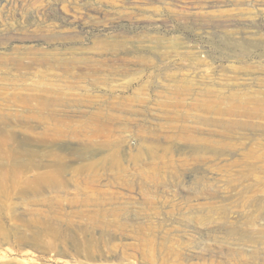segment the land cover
Instances as JSON below:
<instances>
[{
	"label": "rangeland",
	"instance_id": "obj_1",
	"mask_svg": "<svg viewBox=\"0 0 264 264\" xmlns=\"http://www.w3.org/2000/svg\"><path fill=\"white\" fill-rule=\"evenodd\" d=\"M0 52L31 88L0 113V175L30 182L0 187L1 256L76 264L94 240L133 264H264V0H0Z\"/></svg>",
	"mask_w": 264,
	"mask_h": 264
},
{
	"label": "bare ground",
	"instance_id": "obj_2",
	"mask_svg": "<svg viewBox=\"0 0 264 264\" xmlns=\"http://www.w3.org/2000/svg\"><path fill=\"white\" fill-rule=\"evenodd\" d=\"M22 57H24V56H22ZM12 60H17L16 61L17 64L20 67H22V68H26V69L27 68H30L29 67L30 66V59H29V62H25L23 58H15V57H13V55L11 53H8V52H6V53L5 52H0V65H2V66H4V64L7 65V64H9V61L12 62ZM1 69H3V68H1ZM6 79H7V77H6ZM5 81L6 80H1L0 81V97H2L3 100L6 102L3 106H0V109H1L0 110L1 111L0 113L3 114V115H16L18 112H17L16 109H13L14 106H17V104L20 103V102H28L30 100V89L31 88H30V86H26V85L25 86H21L22 84L21 85L16 84L12 80H8L7 79V81L6 82ZM12 82L15 85L14 84H11ZM46 88H49L50 90H56L55 87H53L51 84L48 85V86H46ZM40 91H44V88L41 89ZM44 93H46V92H44ZM74 94H76V93H74ZM46 97L49 98L48 96H46ZM25 106H26V104H25ZM256 112L257 113H261L260 116H264V109H262L261 106L259 108H257ZM13 125H14V122L12 120L5 119V118L0 117V132L1 133H7V129L10 126H13ZM62 132L63 131H61V133ZM10 151H12V150H10ZM9 162L11 164L12 160L10 159ZM9 162H6V163H9ZM22 163L23 162L21 161V164ZM9 170H12L13 171V176L11 175L10 178H6L5 174L0 175V187H2L1 189H5V188H9L10 189V187H12L13 190L19 189V190H24L25 192H29L28 190H30V187H29V185H30L29 183L30 182H28V180L25 179L24 175L21 173L23 171V170H21V166L15 165L14 167L10 168ZM49 175H50L49 178H51V179H54V178H57L58 177V173H55L54 171L51 174H49ZM20 183H22V185ZM53 183H55V182H53ZM36 189H37V187H36ZM1 194H3V193H1ZM5 228L4 227H1V225H0V232L3 234V236L5 238H7L8 235H9V231L7 229H5ZM46 233L49 236L54 237V238H56L58 236V231H53L52 229H49ZM16 242H17V244H24L25 243L24 239L21 238V237L18 238ZM65 244H67V242H65ZM34 245L36 247H38V248L39 247H43L45 249V251H47L50 254L59 252V248H60V246L58 245V243H55L54 241L53 242H50V243H47L45 245H41L40 243H35ZM109 245L110 246L108 247V243L102 242V241L101 242H97V241H94V240H89V242L88 243H85V244L84 243H81V242H75V244L73 245L74 246V252H75L74 255H75V257L72 258L71 261H73L76 264H115L113 261L112 262H103V263H100L99 262V261H108V260L113 259V260H119L118 264H133V263H131L130 258L132 256H135V254L130 255V253H127V251L125 250L126 247L124 245L123 246L115 245V244H113L111 242H110ZM105 247L109 248L107 253L104 252L105 251L104 250ZM140 252H141L140 255H142V258L145 261H148V262L149 261H153V255L151 254V252L149 250H145L144 249V250H140ZM60 253H62V255L65 256V257H69L71 255L70 254L71 252L67 248L65 250H63L62 252H60ZM79 258L82 261H80ZM97 262H99V263H97ZM0 264H42V263L26 262L24 260H19L17 258H11V257L4 258L3 256L0 255Z\"/></svg>",
	"mask_w": 264,
	"mask_h": 264
}]
</instances>
